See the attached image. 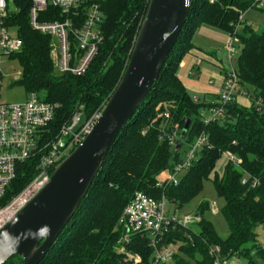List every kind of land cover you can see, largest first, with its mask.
<instances>
[{"label": "trees", "instance_id": "16d2710c", "mask_svg": "<svg viewBox=\"0 0 264 264\" xmlns=\"http://www.w3.org/2000/svg\"><path fill=\"white\" fill-rule=\"evenodd\" d=\"M6 23L16 29L22 45L11 53L21 65L17 83L35 92L43 100L56 104L51 134L70 121L75 113L84 120L100 111L118 85L129 60L149 0H89L98 3L104 17L103 40L89 68L81 75L60 74L51 56L49 35L33 30L29 24L30 0H7ZM253 5L252 0H190L185 23L157 80L131 119L119 132L101 167L48 252L38 264H131L124 252L114 247L121 228L118 219L136 191L158 197L164 194L174 210L188 204L211 179L217 196L224 199L222 215L228 234L221 237L213 222L205 216L209 202L201 201L195 210V229L175 224L159 241L178 244L172 257L174 264H212L210 250L219 245V256H244L249 264L264 263V245L257 241L256 228L264 225V28L254 30L240 23L235 35L241 43L237 57L239 84L252 102L242 105L234 100L220 121L205 124L202 109L210 103L193 98L177 75L183 56L192 49L194 31L202 24L234 33L239 16ZM15 8V9H14ZM263 10V8H258ZM40 20L63 19L58 9L48 8ZM261 99L262 104L255 100ZM169 112L179 124L175 144L161 137L163 113ZM190 123L181 138L185 120ZM208 135L210 147L197 154L190 169L177 185L156 186L157 177L178 161L180 146L198 134ZM224 152L239 159L227 160L222 172L215 171ZM35 161H25L0 206L19 193L36 175ZM53 169H51L52 172ZM245 173L258 177L252 186L242 183ZM149 236L134 234L126 249L139 253L143 262H151ZM19 255L4 264H21ZM164 264H169L164 263Z\"/></svg>", "mask_w": 264, "mask_h": 264}, {"label": "built area", "instance_id": "2783aa9c", "mask_svg": "<svg viewBox=\"0 0 264 264\" xmlns=\"http://www.w3.org/2000/svg\"><path fill=\"white\" fill-rule=\"evenodd\" d=\"M29 24L33 30L49 35L51 38V56L55 70L60 74L81 75L90 66L103 40L101 24L104 14L98 3L89 0H30ZM257 8L264 9V0H252ZM58 9L63 19L40 20L39 15L48 8ZM8 1L0 0V59L4 54L20 50V38L10 34L11 26L6 23ZM244 21L243 13L234 33L229 34L227 50L230 56L236 52L235 35L240 23ZM249 25L248 23H246ZM21 73L16 76L18 80ZM28 98L22 103L0 102V200L16 178L17 170L25 161H35L36 175L33 179L7 203L0 206V228L48 182L51 169L78 146L90 132L100 111L80 122V113H75L68 123L62 124L57 132L51 134L56 104L42 99L35 92L28 93ZM238 97H251L240 88L236 67L225 71L223 82L216 98L208 107L200 112V118L205 124L220 121L225 118L227 107ZM252 102V100H251ZM262 104L261 99L255 100ZM161 137L175 144L179 138V124L172 121L169 112L163 113ZM184 155L169 169L170 176L164 181L157 180L156 186L165 187L177 185L183 175L190 169L197 154L204 147H210L208 135L198 134L192 141L185 142ZM182 145L180 146V149ZM227 160L236 164L240 161L234 154L224 152ZM242 183L258 185V177L245 173ZM168 200L164 194L159 197L136 191L118 219V225L123 231L120 252H124L131 264H146L139 253L127 251L126 244L134 234L149 236L148 244L152 248L149 264L168 263L172 256L173 243L161 244L159 241L170 227L175 224L183 226L195 220L190 214L183 218L177 210L168 208ZM219 247L214 246L210 253L214 257L212 264H231L229 259L219 256Z\"/></svg>", "mask_w": 264, "mask_h": 264}, {"label": "water", "instance_id": "95a60500", "mask_svg": "<svg viewBox=\"0 0 264 264\" xmlns=\"http://www.w3.org/2000/svg\"><path fill=\"white\" fill-rule=\"evenodd\" d=\"M190 0H149L123 75L90 132L48 182L0 228V264H38L75 213L117 138L157 80L186 21ZM186 119L181 138L187 132ZM180 143L176 145L178 149Z\"/></svg>", "mask_w": 264, "mask_h": 264}, {"label": "rangeland", "instance_id": "374dc122", "mask_svg": "<svg viewBox=\"0 0 264 264\" xmlns=\"http://www.w3.org/2000/svg\"><path fill=\"white\" fill-rule=\"evenodd\" d=\"M15 9V8H14ZM243 17L245 23L251 25V27L256 31H261L264 28V11L258 9L257 7H250L245 12H243ZM10 34L14 37H17V32L14 27H11L9 30ZM228 36L225 38L224 44L225 47L227 46ZM236 45V52L234 54V65H236V59L241 51V43L235 42ZM22 72V68L20 63L18 62L17 58L12 57L9 54H4L1 56L0 59V102H7V103H22L24 102L29 94L25 90V88L17 83L16 76ZM80 122L84 121V117H80ZM68 123V122H67ZM186 145L183 144L182 148L180 149V156L183 157L184 150ZM227 161L226 155L223 153L222 156L217 160L215 171L219 173L222 172V168L224 163ZM170 171L165 170L161 174L158 175L157 179L159 181H164L165 179L169 178ZM159 197V196H158ZM206 200L209 202V210L205 213V216L209 218L216 230L217 233L221 237H226L228 234V226L227 223L222 215L221 207L224 204V199L222 197L217 196L216 191L213 187L211 179L205 180L203 183L202 191L195 196L188 204H186L181 209H177L178 215L183 218L185 214H190L195 216V210L197 205ZM8 202V201H7ZM175 206L172 204H168V208L172 211ZM188 226L195 229L197 227L195 222H191ZM257 232V241L259 244L264 245V225H259L256 228ZM121 237H123V231L119 232V237L114 244V247L118 251H121L122 246L120 245ZM219 247V245H215ZM173 251V255L178 251V244L173 243L171 247ZM220 249V247H219ZM128 251V250H127ZM173 257V256H172ZM172 260V258H171ZM169 261V264H174L173 261ZM229 261L231 264H249L248 260L244 256H237L232 255L229 257ZM255 264H264L262 262H258Z\"/></svg>", "mask_w": 264, "mask_h": 264}, {"label": "crops", "instance_id": "0c3cea01", "mask_svg": "<svg viewBox=\"0 0 264 264\" xmlns=\"http://www.w3.org/2000/svg\"><path fill=\"white\" fill-rule=\"evenodd\" d=\"M229 33L206 24L200 25L192 36L193 47L179 63L177 75L186 90L200 101L210 103L216 98L225 71L234 65L224 41ZM237 102L248 106L251 100L238 97Z\"/></svg>", "mask_w": 264, "mask_h": 264}]
</instances>
